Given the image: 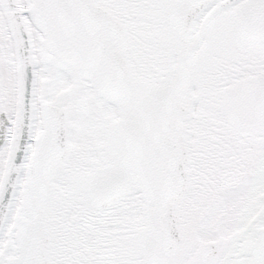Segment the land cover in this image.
<instances>
[{
    "label": "snow or ice",
    "instance_id": "1",
    "mask_svg": "<svg viewBox=\"0 0 264 264\" xmlns=\"http://www.w3.org/2000/svg\"><path fill=\"white\" fill-rule=\"evenodd\" d=\"M0 264H264V0H0Z\"/></svg>",
    "mask_w": 264,
    "mask_h": 264
}]
</instances>
